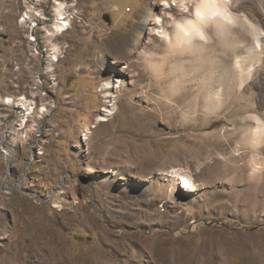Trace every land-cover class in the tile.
Segmentation results:
<instances>
[{"label": "rangeland", "instance_id": "rangeland-1", "mask_svg": "<svg viewBox=\"0 0 264 264\" xmlns=\"http://www.w3.org/2000/svg\"><path fill=\"white\" fill-rule=\"evenodd\" d=\"M59 1L71 24L51 36ZM168 1L0 0V264H264V141L250 140L253 115L264 119V49L249 82L207 112L210 62L176 54L156 71L147 60L165 53L158 16L172 30L187 13ZM232 3L264 29V0ZM22 96L35 106L26 123ZM174 168L201 186L163 174ZM45 237L55 249L41 259Z\"/></svg>", "mask_w": 264, "mask_h": 264}, {"label": "bare ground", "instance_id": "bare-ground-1", "mask_svg": "<svg viewBox=\"0 0 264 264\" xmlns=\"http://www.w3.org/2000/svg\"><path fill=\"white\" fill-rule=\"evenodd\" d=\"M232 1L233 0H218L221 15L212 16L211 14H205L204 18L201 19L196 15L197 9L200 5V0H183L180 5L185 8L184 12L187 13L182 18L173 17L172 30L166 28L161 17L158 16L157 21L159 22L157 23L159 25V32L157 35L164 39L166 45L165 53L159 54V56H156L154 53H150V56H148L149 58L147 59L150 61L156 71H161L164 60L168 59L169 56L176 54L181 55L180 57H189V60L201 59L202 61L206 60L208 63L210 62L207 64V70L204 74H202V81L204 84L202 93L204 97L203 106L207 112H217L220 110L224 105V97L226 95L227 97H230L236 85L237 87L242 88L246 83L249 82L255 64L261 60L264 49V29L251 20L246 14H240L236 9L237 6H235ZM33 2H35V0H33ZM163 2L164 5L172 7L170 1L163 0ZM189 2L192 3L193 9L189 8ZM32 13L33 10L29 8L22 21L27 22L28 18L32 17ZM149 14H151L150 11H148L145 16ZM37 15H39L43 20H47L46 15L41 13H37ZM188 20H191L198 25L204 35L203 40L196 36L190 38L183 36V33L180 32V29L177 26L184 24ZM70 24L71 16L68 12L66 2H56L54 18L51 19L52 30H47V34L51 36L62 35L69 29L68 26ZM30 26L33 28L34 23ZM241 28L248 29V31L251 33V36L247 39H243L244 34ZM31 39H34L33 34H31ZM107 47L109 49L108 44ZM209 49L218 51L222 50L228 54V57L225 60L230 62H227L228 65L225 69L215 66L214 60L216 58L212 57L213 54L210 55L212 51L210 54L207 52ZM109 50L111 51V49ZM50 53L54 57L53 60L59 61L60 49L57 45L52 47ZM114 61H116V63L119 62L115 59ZM104 97V101L107 103L111 99L109 81L105 88ZM13 102L14 98L8 96L4 99L3 104L5 106H10ZM16 103L19 105V109L17 111L24 114L25 122L23 121V123H26L29 116L34 112L35 106L31 100L25 96L19 97ZM42 110V112H45L47 107L44 106ZM253 118L256 119V121H260V123L256 122L250 126V140L254 145L258 146L264 141V132L261 131L264 129V119L258 115H253ZM3 148L6 151L5 158L7 161H9L13 154V150L7 145H4ZM40 153L42 154L44 152L41 151ZM163 174L175 177L174 179H176V181L179 179V182L183 184L182 187L187 188V191H196L201 186V184L198 183L191 174L184 170L179 171L178 168H174L168 172H163ZM109 191L112 195H117L115 192H113V190ZM121 192L122 197L127 196L129 193L126 188L122 189ZM149 201L152 202V200ZM193 201L194 200L192 198H188L186 203H191ZM100 227L104 233H109L110 229H108L106 226L100 225ZM38 230L39 233H43V231L45 233L48 232V229L38 228ZM40 243L42 244H39L40 246L38 245V248H35V250L32 248L33 246H30V248H28V252H33L34 250L36 251V254L40 255L42 259V252H44L45 249H55V246L48 244L49 240L47 237H45L44 241H40Z\"/></svg>", "mask_w": 264, "mask_h": 264}, {"label": "snow or ice", "instance_id": "snow-or-ice-1", "mask_svg": "<svg viewBox=\"0 0 264 264\" xmlns=\"http://www.w3.org/2000/svg\"><path fill=\"white\" fill-rule=\"evenodd\" d=\"M217 4H218V0H200V5L203 7H207L208 5H217ZM196 15L201 19H203L205 16V12L203 10H199L196 12ZM211 15L220 16L221 13L220 11H213ZM177 27L180 29V32L183 33L184 37L190 38L196 36L199 37L201 40L204 39V35L200 30V28L198 27V25L191 20H188L184 24H180ZM257 123H260V121H257ZM261 131L264 132V129H262Z\"/></svg>", "mask_w": 264, "mask_h": 264}, {"label": "clouds", "instance_id": "clouds-1", "mask_svg": "<svg viewBox=\"0 0 264 264\" xmlns=\"http://www.w3.org/2000/svg\"><path fill=\"white\" fill-rule=\"evenodd\" d=\"M199 10H203L205 12V14H211L213 11H220L219 10V5H208L207 7H203L201 5H199L197 11Z\"/></svg>", "mask_w": 264, "mask_h": 264}, {"label": "water", "instance_id": "water-1", "mask_svg": "<svg viewBox=\"0 0 264 264\" xmlns=\"http://www.w3.org/2000/svg\"><path fill=\"white\" fill-rule=\"evenodd\" d=\"M5 145V143H3V146ZM7 164H8V167H9V169H10V164H9V161H7ZM8 174V173H7ZM13 185H15V184H13ZM18 186L20 185L19 183L17 184Z\"/></svg>", "mask_w": 264, "mask_h": 264}]
</instances>
